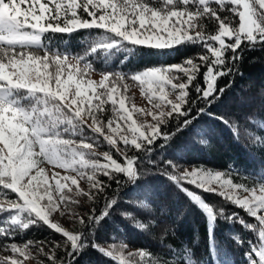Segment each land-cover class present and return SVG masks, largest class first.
Segmentation results:
<instances>
[{
	"label": "snow or ice",
	"instance_id": "6c2138e0",
	"mask_svg": "<svg viewBox=\"0 0 264 264\" xmlns=\"http://www.w3.org/2000/svg\"><path fill=\"white\" fill-rule=\"evenodd\" d=\"M225 12L238 17L239 23L234 25ZM205 20L215 22V34L205 31ZM80 30H95L96 34L87 40L83 52L75 55L52 49L43 39L46 33L71 35ZM194 44H200L204 53L180 63L134 73L111 67L117 56L123 57V65L141 50L145 54H171ZM257 46H264V0H0V191L10 190L17 196L15 201L0 202V238L14 240L18 232L42 223L63 236L65 256L56 257L60 244L54 245L50 253L42 247L39 251L51 264H75L76 257L89 246L94 229L118 203L121 185L139 187L136 181L151 174L141 171L143 165L159 166L152 159L157 148L163 150L198 116L212 115L208 109L231 84L218 88L217 81L239 73L236 65L245 48L255 50ZM89 57L104 66L99 81L87 78L92 70ZM128 79L140 85L153 110L138 108L132 102L133 97L127 94ZM169 89L175 93L174 99ZM190 92L195 93V99ZM197 104L203 106L191 116ZM106 109L111 113L107 121L102 118ZM134 114L143 120L138 122ZM212 118L228 126L238 141L241 132L250 140L259 139L235 119ZM246 119L255 124L253 117ZM170 121H174L175 131L167 130ZM101 139L122 162L113 158L111 151H95ZM200 142L206 144L207 140ZM129 149L140 155H129ZM45 163L76 175H49L41 166ZM163 163L172 169L164 173L166 178L205 215L210 256L226 255V249L215 241V223L222 218L258 233V242H249L246 257L249 264H264V175L258 188L248 187L226 179L221 171L203 166L177 171L173 161ZM101 175L116 183L112 196L106 192L111 184L99 179ZM120 175L124 181L118 178ZM80 179L88 182L89 192L80 188ZM185 184L221 197L258 223H247L238 212L226 215L224 208L214 207ZM73 187L76 195H87L90 200L101 198L99 214L94 208L87 221L79 218L87 231H69L52 220L54 213L64 214L62 206L77 202L69 195ZM241 190L248 195L242 197ZM132 206L147 211L150 201L137 200ZM121 215L132 218L129 212ZM134 226L146 228L139 220ZM232 238L243 244L239 235ZM33 246L31 241L23 245L5 243L4 249L12 255L0 258V264H24L31 258ZM91 247L108 258L115 252L121 264H154L149 251L125 253L127 246L123 243H113L106 249L93 240ZM167 247L172 253L178 251ZM182 250L179 264H197L189 258L194 253L187 245ZM176 260L173 256L163 264H176Z\"/></svg>",
	"mask_w": 264,
	"mask_h": 264
},
{
	"label": "trees",
	"instance_id": "16d2710c",
	"mask_svg": "<svg viewBox=\"0 0 264 264\" xmlns=\"http://www.w3.org/2000/svg\"><path fill=\"white\" fill-rule=\"evenodd\" d=\"M215 7V5H213ZM230 7V6H229ZM231 17L235 24H238V17L231 13H223ZM205 31L208 34H215L216 25L214 21L205 20ZM46 38H50V48L67 50L73 55L82 53L86 47V42L95 35V30L90 33L88 30L68 34L46 33ZM49 44V43H48ZM242 47H244L242 45ZM239 51V50H238ZM204 53L200 44L180 47L171 54H145L143 50L125 64H120L121 56L114 57L111 61L112 69L122 72L134 73L147 67L169 65L180 63L187 57H195ZM43 54V53H41ZM230 55V54H229ZM92 61V71L102 75L103 64L100 60ZM83 67V62H81ZM239 73L229 77H222L217 81V87L226 88L224 95L213 104L209 109L212 115H200L192 121V124L181 132H177L168 142L167 146L161 150L159 148L153 153L152 159L158 161V167H152L145 163L141 171H147V175H142L136 181V185L124 183L118 190V203L110 210V215L94 229V235L89 237V246L86 247L75 259V264H121L117 254L108 258L91 247L94 240L106 249L109 245L124 243L136 249L147 250L152 255V261H159L163 264L165 260H171L173 256L177 258L176 264L183 258L182 246L187 245L194 253L190 259L197 261V264H249L246 252L249 250V242H258V233L247 230L238 223H229L227 220L218 218L215 223V241L218 246L226 249V255L215 258L209 253V226L205 215L190 201V199L181 192L164 173L171 172L163 161H173L177 166V171H184L186 165L203 166L204 168L221 169L235 183H243L246 186H256L261 182V176L264 175V46H257L255 50L245 48L242 60L236 65ZM203 71V69H202ZM128 82L136 83L131 79ZM198 81L200 78L198 77ZM202 82V81H201ZM195 99V93L190 92ZM203 105L197 104L191 113L196 116V108ZM105 116V115H104ZM212 116H223L225 119L239 122L243 128H247L258 140H250L241 132L239 141L234 138L232 131L224 123L215 120ZM106 117V116H105ZM253 117L255 124L250 123L246 118ZM169 132L175 131L174 121H170ZM203 133V135H198ZM201 140H207L206 144ZM163 143V141H158ZM95 151L102 154L105 151H111L113 158L122 162L121 157L101 139L100 146ZM129 155H140L133 149L128 150ZM111 184L106 192L112 196L117 185L114 181H108L106 177H98ZM118 178L122 181L125 178L120 175ZM191 191L198 194L214 207H222L226 215L232 212H238L247 223H258L254 218L247 215L244 210L234 207L228 201L221 197L204 193L192 185H184ZM83 190V189H82ZM90 186L85 193L89 192ZM76 209L85 221L92 214L95 208L99 214V208L102 206L101 198L97 196L95 200H90L87 195H78ZM147 198L150 201V210L142 211L134 208L137 200ZM17 196L10 190L0 191V202L15 201ZM131 202V203H130ZM122 212H129L132 218L128 219L121 215ZM6 215V214H4ZM141 221L146 224V228L141 230L134 226L135 221ZM149 220L153 223H149ZM73 232L87 231L79 223V218L75 220ZM233 235H239L243 244H237L232 238ZM27 241L33 243L32 249L35 253L32 259L38 264H51L48 257L44 256L39 248L44 252H51L54 245L60 244L56 249L57 259L63 258L64 238L44 224L32 226L27 230L18 232L14 240H5L0 238V258L7 251L3 245L5 243L24 244ZM177 249L172 253L167 246ZM9 256V255H7ZM258 259V258H256Z\"/></svg>",
	"mask_w": 264,
	"mask_h": 264
},
{
	"label": "rangeland",
	"instance_id": "374dc122",
	"mask_svg": "<svg viewBox=\"0 0 264 264\" xmlns=\"http://www.w3.org/2000/svg\"><path fill=\"white\" fill-rule=\"evenodd\" d=\"M22 7H23V5H22ZM72 62L75 63L74 60ZM101 77H102V75H98V74L93 73L92 71H90V76L87 77V78H91L93 80L99 81L101 79ZM127 83L129 84V89H128V93L127 94L129 96L133 97V101L132 102L135 103V105L138 108H146V109H149V110H153L152 109V105L148 102V98L144 94V92L141 90L140 85L137 82L136 83H133V82H128L127 81ZM169 92H170V98L171 99H174L175 98V93H171V90L170 89H169ZM110 116H111L110 111H107V109H106V111L103 114V117L102 118L105 121H107V119L110 118ZM134 118L137 119L138 122H140V121L143 120V118L140 117L138 114H134ZM147 119H148L149 122H151V117H148ZM89 123H91V121H89ZM41 166L45 167V169H46V171L48 172L49 175H51V173H53V172H60L61 175H76L75 172L68 171V170H65V169H61L59 167H54L53 165H50V164H47V163H45V164H43ZM193 167H197V166H194V165H186L184 167V170L185 169L191 170ZM206 169H212V168H206ZM212 170L213 171H221V172H224L221 169H212ZM225 178L226 179L227 178H230V176H228L226 174ZM88 187H89L88 182L85 179H80V188L83 189V191H87ZM248 187H257L258 188L259 185H256V186H248ZM239 194L242 197L244 195H248V193H244L242 190L240 191ZM69 195H71L72 198L75 201H77V198L76 197H78V195H76V189H75V187H73V191ZM61 210L64 212V214L61 215L59 212L54 213L53 216H52L53 222H57V223L61 224L64 228H66L69 231L73 230V228L75 226V220H77L78 218H81L82 217V214H79V210L76 209V203L69 204L67 208H64L62 206ZM18 245H23V244H18ZM125 245L127 246L126 249H125V253H127L129 251L130 252H136V251L140 250V249H136V248H134L132 246H129L127 244H125ZM109 248H110V245H109ZM30 252L33 255V253H35V248L34 249L30 248ZM7 255H12V253L10 251H6L3 254V257L4 256H7ZM24 264H38V263L37 262L35 263V261L32 259V256H31V258L25 260Z\"/></svg>",
	"mask_w": 264,
	"mask_h": 264
}]
</instances>
